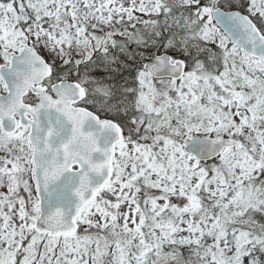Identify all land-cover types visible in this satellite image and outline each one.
Returning a JSON list of instances; mask_svg holds the SVG:
<instances>
[{"label": "snow or ice", "instance_id": "1", "mask_svg": "<svg viewBox=\"0 0 264 264\" xmlns=\"http://www.w3.org/2000/svg\"><path fill=\"white\" fill-rule=\"evenodd\" d=\"M0 264H264V0H0Z\"/></svg>", "mask_w": 264, "mask_h": 264}]
</instances>
